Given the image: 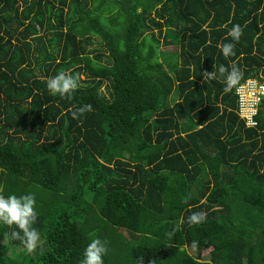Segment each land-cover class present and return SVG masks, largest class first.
<instances>
[{
    "label": "trees",
    "instance_id": "16d2710c",
    "mask_svg": "<svg viewBox=\"0 0 264 264\" xmlns=\"http://www.w3.org/2000/svg\"><path fill=\"white\" fill-rule=\"evenodd\" d=\"M234 64L264 82V0H0V194L34 193L41 234L28 252L0 224V264H80L93 237L104 264H264V102L246 127Z\"/></svg>",
    "mask_w": 264,
    "mask_h": 264
},
{
    "label": "clouds",
    "instance_id": "9594fccd",
    "mask_svg": "<svg viewBox=\"0 0 264 264\" xmlns=\"http://www.w3.org/2000/svg\"><path fill=\"white\" fill-rule=\"evenodd\" d=\"M243 35V27L240 24H233L227 33V37H231V41L223 43L221 53L225 57L235 55V45L240 41ZM219 73L224 76V92H231L243 78V73L238 66L232 65L231 70L224 66H220ZM226 74V75H225ZM209 80L217 79L216 72L205 73ZM78 87V77L70 74L69 71H60L56 75L49 77L46 81V88L52 95H59L61 98L71 97ZM86 111H91V105H84L71 112L72 118L76 119ZM36 196L34 193H26L23 195L0 194V224L12 226L16 229L12 230L9 238L12 240H20L28 252L34 251L41 242L40 232L33 227L37 218L38 211L36 208ZM206 218L205 212H194L189 216V222L199 224ZM108 252L106 243L99 238L93 237L87 244L83 252V259L80 264H104V257Z\"/></svg>",
    "mask_w": 264,
    "mask_h": 264
},
{
    "label": "built area",
    "instance_id": "2783aa9c",
    "mask_svg": "<svg viewBox=\"0 0 264 264\" xmlns=\"http://www.w3.org/2000/svg\"><path fill=\"white\" fill-rule=\"evenodd\" d=\"M237 115L248 128L256 127L254 121L259 106L264 102V82L248 79L236 86Z\"/></svg>",
    "mask_w": 264,
    "mask_h": 264
},
{
    "label": "rangeland",
    "instance_id": "374dc122",
    "mask_svg": "<svg viewBox=\"0 0 264 264\" xmlns=\"http://www.w3.org/2000/svg\"><path fill=\"white\" fill-rule=\"evenodd\" d=\"M88 1H90V0H88ZM103 18H104V17H103ZM103 23H106V22H103ZM103 23H102V24H103ZM155 36H156V39H158L159 42H160L161 39L157 38V34H156ZM93 40H94V42H93L92 46L90 47L89 51H91V50H96V52H95V53H92V54H91V57L94 56L96 53L104 54V50H103V48H102V46H101V41H97V39H93ZM159 49H160V50L163 49V42H162V41H161V43H160V45H159ZM174 50H177V48H173V47H172V48H171V47H170V48H166V51H167L168 53L175 52ZM160 60H162V59L160 58ZM103 62H104V61H103ZM79 78H80V79H83V78H84L83 74H80ZM101 93H102V96H104V97L107 98L108 93H107V91H106L105 88H102V89H101ZM175 101H177V96H176V94H173V95L171 96V98H170V103L173 104ZM117 232H118V233H117V238H118L117 242H120V241L124 240V238H127V237H128V233L125 232V231H123V230H118ZM2 244H4V241H3V239L0 238V246H1ZM9 252H10V250H9ZM187 252H188V254H189L190 256H192V257H194V258L197 257V253H196L193 249H187ZM201 255H202V256H201ZM201 255H200V256H201V257H200L201 261L207 260V254H206V253H203V254H201Z\"/></svg>",
    "mask_w": 264,
    "mask_h": 264
}]
</instances>
